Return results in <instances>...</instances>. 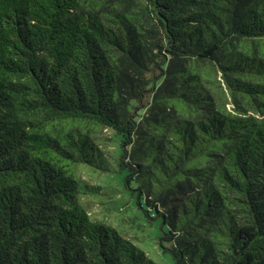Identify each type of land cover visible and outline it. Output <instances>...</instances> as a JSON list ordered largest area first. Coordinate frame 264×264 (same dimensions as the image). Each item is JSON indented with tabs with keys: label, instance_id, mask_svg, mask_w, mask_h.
<instances>
[{
	"label": "trees",
	"instance_id": "16d2710c",
	"mask_svg": "<svg viewBox=\"0 0 264 264\" xmlns=\"http://www.w3.org/2000/svg\"><path fill=\"white\" fill-rule=\"evenodd\" d=\"M81 166L174 264H264V0H0V264H159Z\"/></svg>",
	"mask_w": 264,
	"mask_h": 264
},
{
	"label": "rangeland",
	"instance_id": "374dc122",
	"mask_svg": "<svg viewBox=\"0 0 264 264\" xmlns=\"http://www.w3.org/2000/svg\"><path fill=\"white\" fill-rule=\"evenodd\" d=\"M100 143L112 161L118 156L119 143L115 134L105 129ZM82 178L100 188L96 195H84L82 200L94 220L113 225L127 238L133 240L150 258L159 264H174L170 253L160 248L157 224L143 218L135 200L123 188L117 173H105L81 166Z\"/></svg>",
	"mask_w": 264,
	"mask_h": 264
}]
</instances>
